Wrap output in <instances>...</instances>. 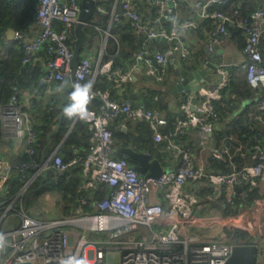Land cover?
Returning a JSON list of instances; mask_svg holds the SVG:
<instances>
[{"label": "built area", "instance_id": "2783aa9c", "mask_svg": "<svg viewBox=\"0 0 264 264\" xmlns=\"http://www.w3.org/2000/svg\"><path fill=\"white\" fill-rule=\"evenodd\" d=\"M81 1L37 0L32 26L39 27V33L28 39L15 31L13 40L23 42L24 63L31 61L37 53L44 52L49 56L45 61L46 75L40 79V84L51 86L64 82L73 72L74 30ZM112 1L114 7L106 32L110 34L111 26L123 19L136 29L141 28L146 38L135 54V60L143 61L157 82L165 80L169 63L175 57L180 61H191L190 50L183 44L165 49L150 45L153 39L165 37L173 41L177 35L165 27L156 29L151 21L144 23L135 0ZM147 1L160 8L162 21L171 15L172 7L179 0ZM222 2L224 0H209L193 5L201 18L219 17L218 43L229 37L226 28L229 19L220 13L210 14L208 8ZM168 3L173 6L169 7ZM99 11H106L103 4H99ZM239 26L246 37V43L239 51L242 60L236 63L224 61L215 77L201 83L196 95L184 93L175 130L168 134L160 130L167 120L153 110L134 107L129 100L114 101L108 91L94 88L98 76L111 80L117 75L119 79L115 81L120 84L133 77L132 66L127 67L128 70L114 69L112 59L103 62L106 45L96 59L88 54L80 58L72 80V83L84 84L92 76V99L88 105L91 115L87 120L72 119L70 126L72 129L78 122L88 124L92 142L88 153L77 154L65 162L55 150L40 160L37 132L29 112L24 109L21 92L16 90L7 104L0 105L1 141H21L20 161L16 166L8 162L0 150V264H59L61 258L75 254L87 256L89 264H109L110 254L118 256L117 264H226L234 243L222 231L224 228L248 232L251 243L258 247L257 264H262L259 247L264 241V136L261 133L264 130V98L261 91L254 101L255 110L249 113L250 141L227 136L217 144L213 137L218 129L214 122L216 103L230 86L231 66L241 64L246 69L249 85L258 90L264 88V55L260 48L264 41V5L252 12L249 22H241ZM55 92L48 99L51 109L61 99L59 91ZM97 99L101 101L99 105L95 103ZM121 116L125 121L149 122L153 139L165 141L167 149L171 150L175 162L169 171L164 169L158 178L147 177L134 168L126 155H115L111 122ZM192 134L197 136L196 139L186 142V137ZM206 154L220 162L227 161L230 169L222 171L215 170L212 165L209 167ZM237 155L243 159L252 156L255 162L238 166L234 161ZM74 166L83 170L84 188L96 189L100 185L109 188L107 196L94 204L96 212L85 211L83 206L88 200H82L76 217L34 218L24 205L25 193L40 177H47L52 171L57 173L52 180L58 181L60 175H69ZM13 176L19 178L22 185L16 194L10 195ZM188 184L215 187L234 212L230 215L198 213L196 207L200 208V197L195 190L185 188ZM243 185L255 192L251 205L238 202L243 193L238 187ZM252 211L258 215H251ZM203 225L215 226L222 232L216 239L204 241L202 235L193 232L194 227ZM252 225L257 226L253 228Z\"/></svg>", "mask_w": 264, "mask_h": 264}, {"label": "trees", "instance_id": "16d2710c", "mask_svg": "<svg viewBox=\"0 0 264 264\" xmlns=\"http://www.w3.org/2000/svg\"><path fill=\"white\" fill-rule=\"evenodd\" d=\"M264 0H224L222 3H216L208 8L210 14L220 13L227 17L232 24L226 25L229 37L232 45L240 51L245 43L246 37L244 30L239 26L241 22H249L252 12L263 3ZM147 0H135V7L139 10L142 19L147 15V9L144 8V3ZM99 4L101 0H99ZM138 6V7H137ZM143 9V10H142ZM107 12H98L91 18L89 24L86 26V32L91 39H98L101 37L110 27V10L105 8ZM37 11V0H0V105L7 104L15 91L21 92V101L23 102V91H32V89H38L39 92H43L46 87L50 85L40 84V79L46 75L45 66L38 62L33 63L31 61L24 63L25 51L22 41L8 39V29L12 28L17 32L23 33L25 36L32 29L34 19ZM179 22H182L179 20ZM209 22L211 26L216 27L220 23L219 17L216 18H202L200 25ZM175 20L171 17L164 24L167 29L174 27ZM110 36L108 38L106 47L103 53V62L110 59L113 60V68L121 67L123 70L126 67H131L135 62V54L141 48L143 39L136 31V28L124 19L120 22L114 23L110 28ZM159 46L160 49L168 48L169 44L161 43V41H155L151 44L152 47ZM260 48L264 55V41L261 42ZM44 57V62L47 61L49 56L41 52ZM181 60L180 64L183 68L194 69L196 63ZM264 65V61H263ZM168 70L170 68L168 67ZM230 71L232 73V80L230 86L226 88L222 93V98L216 103L217 117L214 118V122L218 129L213 135L217 144L227 136H234L237 139L243 141H250L248 124L251 121L249 116L250 111L255 110V99L260 97L258 91L264 98V88L262 90L252 88L246 78V69L240 64L239 66H231ZM178 75V73H177ZM174 76V74L168 71L165 77V82ZM88 80H92V76L88 77ZM113 87V82L104 76H98L94 83V88L97 90L107 91L111 90V95L115 96L119 94L118 89ZM43 90V91H42ZM60 92V91H59ZM125 92L129 93V97L135 101L138 98L137 94L133 91L130 83L125 85ZM156 91H153L152 95H155ZM152 99L153 96H152ZM248 101L247 105L242 110L244 102ZM100 100L95 101L96 105L100 104ZM134 103V102H133ZM30 113L32 125L37 132V154L39 159L47 158L53 151L57 150L58 156H60L65 162L69 161L77 154H86L89 152L92 142L90 140L91 132L88 124L84 122H78L72 129V119H68L63 116L61 120H58L59 109L55 106L51 109L50 102L34 101V106L30 108L25 107ZM232 114H235L233 118H230ZM180 115V113H179ZM178 115V116H179ZM175 115L168 117L167 123L160 127V130L165 133H171L175 130ZM119 119H116L118 121ZM213 120V119H212ZM60 121L61 128L53 136V142L47 146V136L52 131L54 125ZM149 124L144 122H135L130 125L133 126L132 130L124 132H118L115 130V135L119 137L123 136L122 140L115 143V145L124 144V146L133 145L132 147L138 151L148 152L152 157L163 160L167 153V143L165 141L156 142L151 136L149 130ZM141 129L143 134L141 133ZM70 131V132H69ZM69 132V134H68ZM264 136V130L261 131ZM68 136L63 141L64 137ZM246 134V137H244ZM152 137V139H151ZM2 139V122L0 118V142ZM47 146V147H46ZM121 157L122 155L116 154ZM212 166L218 170L230 169L227 161L220 162L213 157H209ZM235 163L238 166L244 164H252L255 159L251 156L242 158L241 155H237L234 158ZM129 162H133L129 159ZM57 173L50 172L47 177L42 176L36 180L32 187L39 192L43 187L48 184L50 189L57 188L60 196L59 208L61 217H76L79 214V205L82 200H88V203L83 206L84 210L90 213L96 212L94 204L102 201L108 194V186L100 185L98 188L86 189L83 187L85 175L81 167L74 166L70 170L68 175H60L58 181L52 180V177ZM22 182L16 176H13L10 181V195L16 194L19 191ZM209 185V184H208ZM242 191L245 195V200H240L241 195L238 198L239 203H250L254 196V190L247 185H243ZM45 191V190H43ZM204 193L205 201L207 202L206 208L201 211L203 214H211L212 210L218 211L223 215L232 214L233 210L230 205L224 202V196H212L214 192L213 187L206 188ZM42 192V191H41ZM40 193V192H39ZM25 204L28 207V199L25 200ZM228 239L234 244H248L251 243L250 234L246 231L235 229L227 231ZM115 264V263H109Z\"/></svg>", "mask_w": 264, "mask_h": 264}, {"label": "crops", "instance_id": "0c3cea01", "mask_svg": "<svg viewBox=\"0 0 264 264\" xmlns=\"http://www.w3.org/2000/svg\"><path fill=\"white\" fill-rule=\"evenodd\" d=\"M99 1V0H98ZM209 0H179L177 1L175 7H172V3H168L169 7L173 8V12L171 15L160 21L161 14H160V8L156 5H151L148 1L144 3V7L147 9V15L143 18V22L146 23L148 21H151V25H153L156 29L160 27H165V23L167 20H169L171 17L174 18L175 20V25L171 29H167L168 32H175L177 35V38L173 41H166L161 43L169 44L171 45H176L178 46L179 44H183L185 47L189 48L190 50V56H191V62L196 63V67L199 65H202L203 62L208 60L209 53L212 52L211 50L214 49L215 51L218 48H224L225 49V57L228 58L230 57V61H233L234 63L239 62L242 60V56L240 55V52L232 45L230 37H226L225 40L221 43H218L216 41L217 38V27L211 26L209 22L204 23L203 26H201L200 21L202 18L197 15V12H195L193 5L195 2H208ZM101 3L104 5L107 10L109 9L110 12L113 9V1L112 0H101ZM101 5V4H100ZM264 5V1L262 3ZM138 7V6H137ZM145 9V10H146ZM143 10V9H142ZM107 12V11H105ZM103 12V13H105ZM96 15V14H95ZM94 15V16H95ZM110 18H111V13H110ZM206 19V18H205ZM111 20V19H110ZM182 21V22H179ZM128 22V21H126ZM191 24V25H190ZM108 30V29H107ZM106 30V31H107ZM103 32L100 38L98 39H93L91 40V44L88 47H84L81 51V57L88 55H91L94 57V59L97 58V55L100 53L102 49H104L105 45L107 44L108 38L111 34L109 32ZM136 31L140 34L143 40H145L146 36L145 33L141 30V28L136 29ZM39 33V27H32V29L28 32L26 35L28 39H33L37 34ZM8 39H12L8 35ZM75 39V35H74ZM160 41V40H158ZM150 43V42H149ZM154 43V42H153ZM152 43H150L151 45ZM159 46H154L153 48L159 49ZM33 63L38 62L39 64H42L45 66L44 62V57L42 54L37 53L34 55L33 58ZM133 69L132 70V80L122 82L115 81V79H119V77L116 75L114 76L111 81L113 82V87L112 89L116 88L119 91L118 95L112 96L111 95V90H107L110 94V98L114 101L121 102L123 100H129L131 104L134 107L141 106V107H147L151 110H153L157 115L167 119L170 116H174L175 118L181 113L180 105L183 99L182 94H174L173 92L170 91V81L175 79V77H178L177 73L179 74V70L183 68L180 64L179 57H175L173 60L170 61L169 63V68L170 73L174 74L170 79L168 80L167 83L164 81L162 82H157L152 75L149 73V67L143 62L139 60H135L134 64L132 65ZM131 68V67H130ZM188 69V68H186ZM195 69V68H194ZM126 70L127 67H126ZM125 70V71H126ZM192 70V69H188ZM127 83H130L131 88L133 91L137 94L138 98L133 101L128 95L130 92L126 93L125 92V85ZM63 86V82H58L54 85L46 87V89L43 92H39L38 89L34 88L32 91H23L22 97H23V105L24 109L26 110L25 107L30 108L31 106H34V101H42V102H48V99L53 96V93H56L55 91H60L58 92L59 94L61 93ZM153 91H156L155 95H152ZM152 96L154 99H152ZM134 102V103H133ZM249 102L246 101L242 105V110L245 108ZM30 114V113H29ZM235 114H232L230 118H233ZM119 120L114 123L115 120L111 122V128L113 130V137H114V152L115 155L118 153L119 155L122 153L119 151L121 147L124 146V144H119L115 145V143L119 142L122 140L123 136L121 135L120 140L118 139L115 135V130L114 128L116 127V130L118 132H124V134L132 130V127L130 125L134 124L135 122L133 121H125L124 117L121 116L118 118ZM137 122H144L148 123V121H137ZM126 124L125 126H122L123 124ZM114 126V128H113ZM149 126V130L152 132L151 136L153 137V131ZM141 133L143 134V131L141 129ZM144 135V134H143ZM151 137V139H152ZM196 135H188L186 137V142L188 141H193L196 139ZM133 146V145H129ZM0 150L2 151L4 157L7 159L8 162H10L13 165H18L20 161V152H21V141L20 140H13V141H5L2 140L0 142ZM207 158L206 162L208 163V166L210 167L211 161L209 160V155L206 154L205 156ZM154 158V157H152ZM163 168L165 170H168L171 168L172 165H174L173 158L171 155V150L167 149V153L163 160L160 161ZM208 185H196V184H188L185 186L187 190H195L196 194L199 195L200 197V208L196 207V211L202 215L203 214L201 211L203 208L205 209L207 206V202L205 201V197L203 196L204 193H206V188H208ZM213 187V186H212ZM214 192L216 193V196H219V191L213 187ZM216 190V191H215ZM214 192L212 193L211 197H214ZM241 197L245 196L244 194H240ZM245 198H242L240 200L244 201ZM252 202L249 203L251 205ZM248 204V203H247ZM234 212V211H233ZM211 214H221L218 211L212 210ZM207 214V215H211ZM223 215V214H222ZM253 216L258 215L257 213L255 214L254 211H252ZM253 228L257 225H252ZM224 233L227 235V231H231L228 229H223ZM218 228L212 225H203V226H196L193 228V232L195 234H200L203 236L204 241L209 240L210 238L216 239L219 236V233L222 232ZM223 234V233H222ZM221 234V235H222ZM223 236V235H222ZM205 237V238H204ZM202 239V240H203ZM262 255V264H264V241L259 247ZM110 263H115L117 264L118 261V256L115 254H110L109 256Z\"/></svg>", "mask_w": 264, "mask_h": 264}, {"label": "water", "instance_id": "95a60500", "mask_svg": "<svg viewBox=\"0 0 264 264\" xmlns=\"http://www.w3.org/2000/svg\"><path fill=\"white\" fill-rule=\"evenodd\" d=\"M80 4L81 11L79 13L78 22L74 30V57L72 59L73 72L70 76L65 78L63 85L65 84V81H67L68 85L72 84L75 70L81 58V51L84 47H88L91 44L92 40L86 32V26L89 24L91 18L99 12L98 0H82ZM120 11H122V9H120ZM226 24L231 25L232 22L230 20H227ZM14 34V29H8V35L10 38L13 39ZM158 40L163 42L168 41L167 38L160 37L151 40V42L153 43ZM224 52V48H218L216 51L210 52L208 60L203 62L202 65H199L195 69L188 70L186 68H181L179 70L178 77H175V79L173 80L169 79L171 80L169 83L170 91L174 94L179 93L183 95L186 92H191L196 95L200 89V85L202 82H204L205 80H210L217 75L218 67L221 63H223L224 61L230 62V58H225ZM70 89V86H65L61 90V99L57 105V108L60 111L57 116L58 120H61L64 116L62 113V109L68 102V92L70 91ZM60 128L61 123L59 121L56 125L53 126L52 131L47 136V146H49L53 142V136L60 130ZM68 134L64 137L63 141L68 136ZM119 151L122 154L126 155L133 162L134 168L138 172L146 175L147 177L158 178L164 172V168L160 160L157 158H152V156L148 152L138 151L131 146H123L119 149ZM238 190L241 191V187H238ZM257 262L258 247L253 243H248L234 244L232 254L226 264H257Z\"/></svg>", "mask_w": 264, "mask_h": 264}, {"label": "clouds", "instance_id": "9594fccd", "mask_svg": "<svg viewBox=\"0 0 264 264\" xmlns=\"http://www.w3.org/2000/svg\"><path fill=\"white\" fill-rule=\"evenodd\" d=\"M70 86L72 91L68 93V102L64 105L62 113L68 119L87 120L91 115L88 105L92 99L93 82L81 84L79 82L68 85L67 81L62 86ZM59 264H89L87 256L79 254L69 255L60 259Z\"/></svg>", "mask_w": 264, "mask_h": 264}, {"label": "rangeland", "instance_id": "374dc122", "mask_svg": "<svg viewBox=\"0 0 264 264\" xmlns=\"http://www.w3.org/2000/svg\"><path fill=\"white\" fill-rule=\"evenodd\" d=\"M50 187L46 184L39 192L31 187L24 195L25 200L28 199V212L36 219H49L61 217L59 208L60 196L57 188L52 191L48 190ZM45 190V191H43ZM42 191V192H41Z\"/></svg>", "mask_w": 264, "mask_h": 264}]
</instances>
